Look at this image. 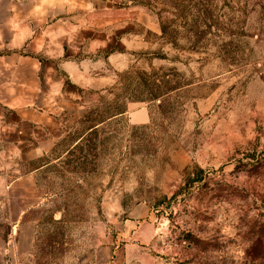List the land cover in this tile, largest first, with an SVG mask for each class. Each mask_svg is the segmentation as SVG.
I'll return each instance as SVG.
<instances>
[{
  "label": "rangeland",
  "instance_id": "obj_1",
  "mask_svg": "<svg viewBox=\"0 0 264 264\" xmlns=\"http://www.w3.org/2000/svg\"><path fill=\"white\" fill-rule=\"evenodd\" d=\"M97 5L107 80L17 146L0 264H264V0Z\"/></svg>",
  "mask_w": 264,
  "mask_h": 264
},
{
  "label": "crops",
  "instance_id": "obj_2",
  "mask_svg": "<svg viewBox=\"0 0 264 264\" xmlns=\"http://www.w3.org/2000/svg\"><path fill=\"white\" fill-rule=\"evenodd\" d=\"M97 4L98 0H0V205L3 191L10 187L9 162L17 146L35 129L48 127L56 114L69 110L66 98L76 102L67 85L98 89L107 80L95 70L87 48L110 41L111 32L122 24L115 23V8ZM99 11L111 20L98 22ZM118 30L123 39L135 37L124 28ZM132 117L143 121L145 113L135 111ZM135 211L136 216L144 212Z\"/></svg>",
  "mask_w": 264,
  "mask_h": 264
}]
</instances>
